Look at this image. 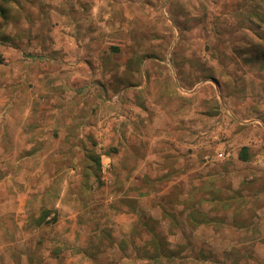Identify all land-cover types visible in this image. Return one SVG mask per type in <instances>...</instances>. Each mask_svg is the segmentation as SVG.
Listing matches in <instances>:
<instances>
[{"label":"rangeland","instance_id":"374dc122","mask_svg":"<svg viewBox=\"0 0 264 264\" xmlns=\"http://www.w3.org/2000/svg\"><path fill=\"white\" fill-rule=\"evenodd\" d=\"M0 264H264V0H0Z\"/></svg>","mask_w":264,"mask_h":264}]
</instances>
